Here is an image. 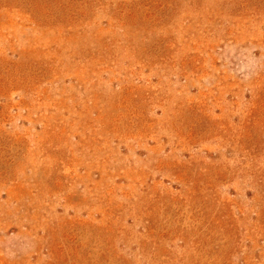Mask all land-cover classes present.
Returning <instances> with one entry per match:
<instances>
[{"label":"rangeland","instance_id":"obj_1","mask_svg":"<svg viewBox=\"0 0 264 264\" xmlns=\"http://www.w3.org/2000/svg\"><path fill=\"white\" fill-rule=\"evenodd\" d=\"M0 264H264V0H0Z\"/></svg>","mask_w":264,"mask_h":264}]
</instances>
